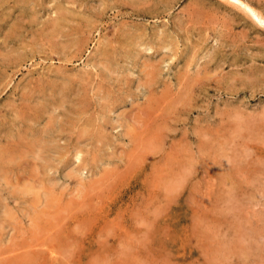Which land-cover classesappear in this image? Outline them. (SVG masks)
I'll return each mask as SVG.
<instances>
[{"label":"rangeland","instance_id":"374dc122","mask_svg":"<svg viewBox=\"0 0 264 264\" xmlns=\"http://www.w3.org/2000/svg\"><path fill=\"white\" fill-rule=\"evenodd\" d=\"M239 1L0 0V262L264 264V0Z\"/></svg>","mask_w":264,"mask_h":264},{"label":"bare ground","instance_id":"6f19581e","mask_svg":"<svg viewBox=\"0 0 264 264\" xmlns=\"http://www.w3.org/2000/svg\"><path fill=\"white\" fill-rule=\"evenodd\" d=\"M21 1H24V0H21ZM26 1H27V0H26ZM237 1L240 2V3H242V2L239 1V0H237ZM17 3H18V0H17ZM20 3H21V2H20ZM20 3H19V4H20ZM40 3H42V2H40ZM24 4H26V2H25ZM24 4H20L22 8L25 7ZM10 5H11V4H10ZM20 5H19V6H20ZM22 5H23V6H22ZM242 5H245V4H242ZM16 6H17V5H16ZM27 6L30 7L29 5H27ZM27 6H26V8H28ZM32 6H33V5H32ZM57 6H58V5H57ZM246 6H247V5H246ZM12 7H13V6H11V8H12ZM21 7H19V8H21ZM60 7H61V6H60ZM13 8H14V7H13ZM15 8H16V7H15ZM26 8H25V9H26ZM32 8H33V7H32ZM32 8H30V9L32 10ZM57 8H58V7H57ZM62 8H63V7H62ZM62 8H61V9H62ZM247 8L250 10V8H249L248 6H247ZM16 9L18 10V6H17ZM64 9H65V8H63L62 10H64ZM66 9H67V8H66ZM17 10H16V11H17ZM28 10H29V9H27V12L25 13V14H27V16L29 15V14H28V13H29ZM31 10H30V11H31ZM23 11H24V10H23ZM33 11H35V10L33 9L32 12H33ZM58 11H59V10H58ZM60 11H61V10H60ZM60 11H59V12H60ZM0 12H1V11H0ZM11 12H12V10H11ZM11 12H10V13H11ZM19 12H21V10L18 11V14H20ZM59 12H58V13H59ZM66 12H69V11L66 10ZM75 12H76V11H75ZM2 13H3V11H2ZM2 13H1V14H2ZM4 13H5V12H4ZM8 13H9V12H8ZM10 13H9V14H10ZM30 13H31V12H30ZM58 13H57L56 15H58L59 18H60L61 20L64 21V20L66 19V15H67V14L64 16V15L61 14V13H62V11H61L60 14H61L62 16H64V17H63L64 19H62ZM63 13L65 14L64 11H63ZM70 13H73V14H74V12H69V14H70ZM16 14H17V13H16ZM18 14H17V15H18ZM21 14H22V13H21ZM73 14H71V15H73ZM77 14H78V13H76V15H77ZM253 14H254V13H253ZM3 15H4V14H3ZM50 15H51V14H50ZM1 16H2V15H1ZM4 16H5V15H4ZM22 16H24V14H23ZM29 16H30V15H29ZM32 16H33V15H32ZM73 16H75V15H73ZM73 16H71L72 19H71V18H70V19L68 18V19H69L70 21H72V20H73ZM78 16H79V17H83V16H80V15H78ZM78 16H77V18H76L75 20H73L72 23H75V24H76V20L78 19ZM5 17H6V16H5ZM16 17H17V16H16ZM18 17H19V16H18ZM30 17H31V16H30ZM67 17H69V16H67ZM2 18H3V16H2ZM54 18L57 19L56 16H55ZM59 18H58L56 21H57L58 23H60V25H59L57 22H56V24H57L58 26H61V25H62L61 23H63V21H62V22H61V21L59 22ZM82 19H83V18H82ZM86 19H87V18H86ZM86 19L84 18V20H82V21H86ZM88 19H89V18H88ZM88 19H87V20H88ZM52 20H54V21L52 22L53 25H56V24H54V23H55V19H53V17H52ZM89 20H90V19H89ZM65 21H66V22H65ZM65 21H64V23L66 24V26H68L69 24H71V22L67 23V20H65ZM74 21H75V22H74ZM77 21L79 22V21H81V20H77ZM78 22H77V23H78ZM86 22H87V21H86ZM88 22L91 23V20L88 21ZM222 23L224 24L225 22L222 21ZM222 23H221V24H222ZM263 23H264V22H263ZM67 24H68V25H67ZM85 24H86V23H85ZM223 24H222V25H223ZM18 25H19V24H17V25L15 24L16 27H17ZM49 25H50V24H49ZM72 25H73V24H72ZM86 25H88V24H86ZM228 25H229V24H228ZM58 26H57V27H58ZM62 26H63V25H62ZM70 26H71V25H70ZM74 26H75V25H74ZM77 26H78V25H77ZM83 26H84V25H82V27H83ZM89 26H90V25H89ZM18 27H19V26H18ZM50 27H51V26H49V30H50L51 32H52L53 30L55 31V29H52V27H51V29H50ZM68 27H69V26H68ZM68 27H65V28H67V30H68ZM220 27H221V26H220ZM59 28H60V27H58V29H57V30H59V32H62V30L64 31L63 27H62V30H61V31H60ZM69 28L71 29V28H73V27H69ZM45 29H46V28H45ZM75 29H76V28H75ZM77 29H78V28H77ZM136 29H137V28H135V30H134V28H133L132 31L134 30L133 32L135 33ZM141 29H142V28H141ZM141 29H140V27H139V30H138L137 35L140 34V32H141V35H142V33H143L142 31H143V29H142V31H140ZM10 30L12 31L11 28H10ZM71 30H72V29H71ZM81 30H83V29L81 28ZM81 30H80V33L83 32V31L81 32ZM15 31H17V29H16ZM15 31H14V32H15ZM36 31H37V30H36ZM68 31H69V30H68ZM43 32H44V31H43ZM51 32H50V33H51ZM59 32L57 31V33H59ZM73 32H74V30H73ZM85 32H87L86 29H85ZM130 32H131V31H130ZM160 32H161V31H160ZM160 32H159V33H160ZM34 33H35V32H34ZM54 33H55V32H54ZM57 33H55V34H57ZM65 33H67V32L65 31ZM68 33H69V32H68ZM128 33H129V32H128ZM144 33H145V32H144ZM144 33H143V36H144ZM153 33H154V32H153ZM215 33H216V32H215ZM226 33H227V32H226ZM235 33H236V32H235ZM55 34H53V35H55ZM59 34H60V33H59ZM61 34H63V33H61ZM74 34H75V33H74ZM74 34H73V36H74ZM135 34H136V33H135ZM154 34H157V33L155 32ZM165 34H166V32H165ZM167 34H168V33H167ZM186 34H187V33H186ZM230 34H232V33L230 32ZM233 34H234V32H233ZM48 35H49V34H48ZM63 35H64V34H63ZM128 35H129V36H132L131 34H128ZM137 35L132 36V38L135 37V38H137L136 40H138V37H136ZM151 35H152V34H151ZM158 35H159V34H158ZM161 35H162V34H161ZM161 35H160V36H161ZM163 35H164V34H163ZM234 35H236V34H234ZM234 35H233V36H234ZM50 36H52V35H50ZM66 36H67V34H65V37H66ZM84 36H85V34H84ZM138 36H139V35H138ZM156 36H157V35H156ZM164 36H165V35H164ZM166 36H167V35H166ZM168 36H169V35H168ZM171 36H172V35H171ZM228 36H229V35H228ZM228 36H227V37H228ZM230 36H231V35H230ZM56 37H57V36H56ZM74 37H76V35H75ZM85 37H86V36H85ZM153 37L155 38V36H153ZM169 37H170V36H169ZM225 37H226V36H225ZM231 37H232V36H231ZM72 38H73V37H72ZM79 38H80V37H79ZM158 38H160V37H158ZM171 38H172V41H171V42H173V39H174V40L176 39L175 37H170V39H171ZM232 38H233V37H232ZM232 38H231V39H232ZM234 38H235V37H234ZM73 39H74V38H73ZM73 39H71V40H73ZM77 39H78V38H77ZM139 39H140L139 41H141V38H140V37H139ZM163 39H164V38H163ZM170 39H169V40H170ZM187 39H188V38H187ZM130 40H132V39L130 38ZM133 40L135 41L134 38H133ZM133 40H132V42H133ZM164 40H165V39H164ZM235 40H236V39H235ZM73 41H74V40H73ZM73 41H72V43H73ZM75 41H76V40H75ZM78 41H79V39H78ZM82 41H83V40H82ZM157 41L160 42V40H157ZM166 41H167V39H166ZM48 42H49V41H48ZM127 42H128V38H127ZM127 42H126V43H127ZM132 42H131V43H132ZM135 42H136V41H135ZM168 42H170V41H168ZM69 43H70V42H69ZM76 43H77V41H76ZM78 43H80V42H78ZM160 43L162 44L163 41L160 42ZM160 43H158V45H161ZM74 44H75V42H74ZM82 44H83V43H82ZM82 44H80V46H81ZM127 44H128V43H127ZM155 44L157 45V42H156ZM155 44H154V45H155ZM165 44H166V43H165ZM168 44H169V43H168ZM171 44H174V42L171 43ZM228 44H229V43H228ZM75 45H76V44H75ZM75 45H72V46H75ZM120 45H121V44H120ZM120 45H118V46H120ZM122 45H124V43H122ZM122 45H121V46H122ZM131 45H132V44H131ZM135 45L139 46L138 44H135ZM135 45H132V47L134 46V48H135V47H136ZM162 45H163V44H162ZM162 45H161V48H163ZM174 45L177 46V44H176V40H175V44H174ZM192 45H193V43H192ZM197 45H198V44H196V46H197ZM80 46H79V47H80ZM110 46H111V45H110ZM128 46H130V44H129ZM166 46L168 47L167 44H166ZM166 46H165V47H166ZM75 47H76V46H75ZM75 47H74V48H75ZM82 47H83V46H81V48H82ZM105 47H106V46H105ZM116 47H117V46H116ZM122 47H124V46H122ZM154 47H155V46H154ZM198 47H199V46H198ZM51 48H52V47H51ZM51 48H50V49H51ZM77 48H78V47H77ZM77 48H76V49H77ZM112 48H114V47H112ZM118 48H119V47H118ZM127 48H128V47H127ZM127 48H126V46H125L123 49H127ZM155 48H156V47H155ZM158 48H159V47H158ZM161 48H160V49H161ZM76 49H75V52H76ZM101 49H102V52H101V53H103V48H101ZM104 49H105V48H104ZM106 49H107V48H106ZM156 49H157V48H156ZM192 49H194V48H191V50H192ZM200 49H201V47H200ZM107 50H108V49H107ZM107 50H106V51H107ZM157 50H158V49H157ZM195 50H196V49H195ZM68 51H69V50H68ZM78 51H79V50H78ZM127 52H130V50H128ZM135 52H136V51H135ZM193 52H195V51L193 50ZM213 52H214V51H213ZM213 52H212V53H213ZM104 53H105V52H104ZM136 53H137V52H136ZM189 53H190V52H189ZM108 54H109V53H108ZM113 54H114V53H113ZM209 54H211V53H209ZM101 55H102V54H101ZM104 55H106V54H103V56H104ZM110 55H112V53H110ZM128 55H129V54H128ZM188 55H189V54H188ZM195 55H197V54H195ZM206 55H207V54H206ZM219 55H220V54H219ZM107 56H108V55H107ZM113 56H114V55H112V57H113ZM210 56H211V55H210ZM215 56H216V55H215ZM16 57H18V56H16ZM109 57H110V56H109ZM114 57H115V56H114ZM125 57H126V56H124L123 58H125ZM130 57H131V56L129 55V58H130ZM221 57H222V56H221ZM105 58H106V56H105ZM190 58H192V57L190 56V57H188L187 59H190ZM223 58H224V57H223ZM223 58H222V59H223ZM7 59H8V58H7ZM127 59H128V57H127ZM131 59H132V58H131ZM206 59L209 60L208 57H207ZM11 60H12V59H11ZM14 60H15V59H14ZM101 60H102V59H101ZM198 60H199V59H198ZM208 60H207V61H208ZM210 60H211V59H210ZM216 60H218V59H216ZM216 60H215V61H216ZM113 61H114V60H113ZM147 61H148L149 64H150V63L152 64V62H150V60H147ZM151 61H152V60H151ZM205 61H206V60H205ZM218 61H221V60H218ZM12 62H13V60H12ZM64 62H66V60H65ZM103 62H105V60H103ZM103 62H102V65H103ZM187 62H188V60H187ZM189 62H191V60H190ZM203 62H204V61H203ZM142 63H143V62H142ZM148 63H147V66L150 67ZM155 63H156V62L154 61V64H155ZM105 64H106V65H107V64L109 65L110 63L105 62ZM145 64H146V63H145ZM151 64H150V65H151ZM156 64H157V63H156ZM187 64H188V63H187ZM189 64H190V63H189ZM202 64H203V63H201V65H202ZM214 64H219V63H218V62H217V63L215 62ZM108 65H107V66H108ZM157 65H159V62H158ZM190 65H191V64H190ZM207 65H208V63H207ZM207 65H206V66H207ZM109 66H110V65H109ZM153 66H154V65H152V67H150V68H153ZM155 66H156V65H155ZM187 66H188V65H187ZM203 66H204V65H203ZM210 66H211V65H210ZM218 66H220V64H219ZM218 66H217V67H218ZM103 67H104V66H103ZM199 67H200V66H199ZM207 67H208V66H207ZM253 67H254V66H253ZM253 67H252V68H250V67L247 68L248 71H249V69H252V70H253ZM256 67H257V66H256ZM256 67H255V70H256ZM258 67H259V66H258ZM154 68H155V69L157 68L156 70L158 71V67H154ZM202 68H203V67H202ZM155 69H150V70L148 71V73L151 72L152 70L156 71ZM204 69H205V66H204ZM204 69L202 70L203 72L206 71V69H205V71H204ZM209 69H210V68H209ZM259 69L261 70V68H259ZM105 70H106V69H105ZM200 70H201V69H200ZM207 70H208V68H207ZM255 70H254V71H255ZM56 71H57V70H56ZM64 71H65V70H64ZM140 71H141V70H140ZM256 71H258V69H257ZM2 72H3V71H2ZM76 72H77V71H76ZM259 72H260V71H259ZM259 72H258V73H259ZM263 72H264V71H263ZM59 73H60V72H59ZM107 73H108V72H107ZM109 73H110V72H109ZM151 73H153V71H152ZM156 73H157V72H155L154 75H156ZM207 73H208V72H207ZM249 73H251V75L254 76V74H252V72H249ZM249 73H248V74H249ZM245 74H246V73H245ZM256 74H257V73H256ZM263 74H264V73H263ZM105 75H106V74H105ZM122 75H123V74H122ZM154 75L152 74L153 77H154ZM177 75H178V74H177ZM202 75H203V77L206 76L205 78H207V75H208V74L205 75V74L202 73ZM209 75H210V74H209ZM249 75H250V74H249ZM260 75H262L261 72H260ZM260 75L258 74L256 77L258 78ZM106 76H107V75H106ZM148 76H149V75H148ZM244 76H247V74L244 75ZM150 77H151V74H150ZM153 77H151V80H152ZM200 77H202V76H200ZM200 77H198V79H200ZM208 77H209V76H208ZM250 77H251V76H250ZM250 77H249V78H250ZM254 77H255V76H254ZM195 78H196V77H195ZM195 78H192V79L195 80ZM209 78H211V77H209ZM209 78H208V79H209ZM257 78H255L254 80H256ZM149 79H150V78H148V80H149ZM192 79H191V80H192ZM198 79H197V80H198ZM250 79H252V77H251ZM154 80H156V79H154ZM200 80H201V79H200ZM202 80H203V79H202ZM205 80H206V79H205ZM218 80H219V79H218ZM243 80H245V79H243ZM243 80H242V81H243ZM248 80H249V79H247V81H248ZM257 80H258V79H257ZM39 81H40V80H39ZM74 81L76 82V79H75ZM84 81H85V80H84ZM149 81H150V80H149ZM198 81H199V80H198ZM198 81H197V82H198ZM203 81H204V80H203ZM203 81H202V82H203ZM250 81H252V80H250ZM154 82H155V81H154ZM195 82H196V81H195ZM244 82H245V81H244ZM252 82H253V81H252ZM28 83H29V82H28ZM52 83H53L52 85H54V82H52ZM56 83H57V82H55V84H56ZM78 83H79V82H78ZM145 83H146V81H145ZM145 83H144V84H145ZM191 83H192V82H191ZM191 83H190V84H191ZM207 83H208V82H207ZM245 83H247V82H245ZM248 83H250V82H248ZM255 83H257V82H255ZM255 83H254V84H255ZM63 84H64V82H63ZM63 84L61 83V85H63ZM144 84H143V85H144ZM147 84H148V83H147ZM147 84H146V85H147ZM224 84H225V83H224ZM257 84H258V83H257ZM67 85H68V84H67ZM79 85H80V83H79ZM187 85H188V84H186V88H187ZM229 85H230V84H229ZM58 86H60V85H58ZM68 86L71 87L70 85H68ZM190 86H191V85H190ZM230 86H231V85H230ZM52 87L55 88V86H51V89H52ZM56 87H57V86H56ZM64 87H66V86H64ZM64 87H63V88H62V87H59V88H61L62 91H64V90H63V89H65ZM54 88H53V89H54ZM233 88H234V87H233ZM233 88H231V89H233ZM56 89H58V87H57ZM68 89H69V88H68ZM58 90H59V89H58ZM58 90H57V92H59ZM65 90H66V89H65ZM160 90H161V89H160ZM187 90H188V89H187ZM39 91H41V90H39ZM51 91H52V90H51ZM53 91H54V90H53ZM67 91H68V90H67ZM42 92H43V90H42ZM48 92H49V91H48ZM64 92H66V91H64ZM51 93H52V92H51ZM54 93H55V92H54ZM43 94H44V93H43ZM46 94H47V93H46ZM81 94H82V93H81ZM81 94H80V95H81ZM176 94H177V93H176ZM47 95H48V94H47ZM47 95H45V96H47ZM59 95H60V94H59ZM82 95H83V94H82ZM24 96H25V95H24ZM56 96H58V95H56ZM56 96H55V98H56ZM61 96H62V94H61ZM147 96H148V95H147ZM162 96H163V95H162ZM178 96H179V95H178ZM47 97H48V96H47ZM49 97L51 98V94L49 95ZM49 97H48V98H49ZM145 97H146V96H145ZM52 98H53V96H52ZM161 99H162V98H161ZM44 100H47L46 97H44ZM53 100H54V99H53ZM186 100H187V99H186ZM49 101H50V100H48V102H49ZM42 103L45 105L44 102H42ZM42 103H41V105H42ZM61 103H62V102H61ZM67 103H68V102H67ZM186 103H187V102H186ZM46 105H47V104H46ZM174 105H175V104H174ZM190 105H191V104H190ZM243 105H244V104H243ZM42 106H43V105H42ZM48 106H49V105H48ZM80 106H81V105H80ZM82 106H83V105H82ZM82 106H81V108L83 109ZM87 106H88V105H87ZM109 106H110V105H109ZM154 106H155V105H154ZM157 106H158V104H157ZM169 106H170V105H169ZM191 106H192V105H191ZM46 107H47V106H46ZM170 107H171V106H170ZM174 107H175V106H174ZM180 107H181V106H180ZM28 108H29V107H28ZM146 108H147V107H146ZM228 108H229V107H228ZM242 108H243V107H242ZM42 109L45 110L43 107H42ZM82 109H80V107H79V110H82ZM159 109H160V108H159ZM150 110H151V109H150ZM164 111H165V110H164ZM165 112H166V111H165ZM232 112H233V111H232ZM245 114H246V113H245ZM97 115H98V114H97ZM236 115H237V114H236ZM243 115H244V114H243ZM89 116H90V115H89ZM238 116H239V115H238ZM78 117H81V116H78ZM233 117H234V116H233ZM233 117H232V118H233ZM81 118H83V117H81ZM78 119H79V118H78ZM78 119H77V121H78ZM61 120H62V119H61ZM79 120H81V119H79ZM93 120H94V119H93ZM217 120H219V119H217ZM230 120H231V119H230ZM235 120H236V119H235ZM73 121H74V120H73ZM142 121H143V120H142ZM232 121H233V120H232ZM63 122H64V121H63ZM74 122H75V121H74ZM79 122H80V121H79ZM84 122H86V121H84ZM95 122H96V121H95ZM24 123H25V122H24ZM65 123H66V122H65ZM85 124H86V123H85ZM96 124H98V123H96ZM72 125H73V123L71 124V126H72ZM159 125H160V124H159ZM243 125H244V124H243ZM39 126H41V125H39ZM94 126H95V125H94ZM96 126H98V125H96ZM46 127H47V126H46ZM63 127H65V126H63ZM75 127H76V126H75ZM77 127H78V128H77ZM77 127H76V128H77V130H78L80 126H77ZM127 127H128V125H127ZM231 127H232V126H231ZM237 127H238V126H237ZM247 127H248V126H247ZM247 127H245V128H247ZM90 128H91V127H90ZM95 128H96V127H95ZM95 128H94V129H95ZM98 128H102V127L99 126ZM98 128H97V129H98ZM133 128H134V127H133ZM136 128H137V127H136ZM61 129H62V127H61ZM83 129H84V127H83L82 129L78 130V131L83 132V131H81V130H83ZM134 129H135V128H134ZM139 129H140V128H139ZM160 129H161V128H160ZM162 129H163V128H162ZM218 129H219V128H218ZM234 129H236V128H234ZM237 129H238V128H237ZM62 130H63V129H62ZM69 130H70V129H69ZM126 130H127V128H126ZM130 130H131V129H130ZM132 130H133V129H132ZM50 131H51V130H50ZM84 131H86V130L84 129ZM97 131H98V130H97ZM156 131H157V129H156ZM60 132H61V131H60ZM64 132H65V131H64ZM241 132H242V131H241ZM244 132H245V131H244ZM62 133H63V132H62ZM78 133H79V132H78ZM83 133H84V132H83ZM90 133H91V131H90ZM234 133H235V132H234ZM13 134H14V133H13ZM59 134H60V133H59ZM80 134H81V133H80ZM81 135H82V134H81ZM95 135H96V134H95ZM208 135H209V134H208ZM33 136H34V135H33ZM93 136H94V135H93ZM30 137H31V136H30ZM41 137H42V136H41ZM104 138H105V137H104ZM43 139H45V138H43ZM43 139L40 138V140H43ZM30 141H31V140H30ZM43 141H44V140H43ZM255 141H256V140H255ZM36 142H37V141H36ZM41 142H42V141H41ZM45 142H46V141H45ZM49 142H50V141H49ZM21 143H22V142H21ZM34 144H36V143H34ZM43 144H44V143H43ZM46 144H48V143H46ZM49 144H51V143H49ZM207 144H208V143H207ZM4 145H5V144H4ZM37 145L40 146V145H42V144H40V145L37 144ZM48 146H49V145H48ZM51 146H53V145H51ZM51 146H49V147H51ZM58 146H59V145H58ZM262 146H263V143H262ZM5 147H6V146H5ZM32 147H33V146H32ZM46 147H47V146H46ZM55 147H56V146H55ZM61 147H62V146H61ZM33 148H34V147H33ZM38 148H39V147H38ZM41 149H42V147H41ZM48 149H49V148H48ZM55 149H57V147H56ZM62 149H63V148H62ZM45 150H46V149H45ZM60 150H61V148L59 149V147H58V151H60ZM78 150H79V149H78ZM56 151H57V150H56ZM36 152H37V151H36ZM64 153H65V152H64ZM64 153L62 152V154H64ZM244 153H245V152H244ZM0 155H1V154H0ZM60 156H61V155H60ZM227 157H228V156H227ZM0 158H1V156H0ZM229 158H230V157H229ZM60 159H61V158H60ZM2 160H3V159H2ZM46 160H47V158H46ZM237 160H238V159H237ZM17 161H18V160H17ZM48 161H49V159H48ZM226 161H227V160H226ZM0 162H2V161H0ZM34 163H35V162H34ZM3 165H4V164H3ZM36 165H37V164H36ZM0 166H1V165H0ZM248 169H249V168H248ZM226 170H227V169H226ZM71 173H72V172H71ZM71 173H70V174H71ZM70 174H69V175H70ZM69 175H67V176L69 177ZM73 175H74V174H73ZM70 176H71V175H70ZM252 176H253V175H252ZM72 177H74V176H72ZM226 179H227V178H226ZM176 181H177V180H176ZM48 182H49V181H48ZM232 183H233V182H232ZM10 187H11V186H10ZM163 189H164V188H163ZM14 190H15V189H14ZM49 200H50V199H49ZM153 217H154V216H153ZM244 229H245V228H244ZM75 231H76V230H75ZM242 231H243V230H242ZM246 233H247V231H246ZM59 238H60V237H59ZM61 239H62V238H61ZM238 240H239V239H238ZM228 243H229V242H228ZM34 246H35V245H34ZM37 246H38V244H37ZM76 246H77V245H76ZM144 246H145V245H144ZM255 247H256V246H255ZM60 249H62V248H60ZM49 251H50V250H49ZM51 251H52V250H51ZM256 251H257V250H256ZM52 252H53V251H52ZM52 252H51V253H52ZM30 253H31V252H30ZM64 254H65V253H64ZM28 255H29V254H28ZM30 255H31V258H33V259H32L33 261H34V259L37 260L36 258H37V256H39V255H36V257H35L34 254H33V252H32ZM32 255H33V257H32ZM67 255H68V254H67ZM26 256H27V255H26ZM27 258H30V257H27ZM23 259H24V258H23ZM38 259H39V258H38ZM50 259H51V258H50ZM2 260H3V259H2ZM29 260H31V259H29ZM62 260H63V259H62ZM9 261H10V260H9ZM41 261H42V259H41ZM2 262H3L4 264L7 263V261H5V262H4V261H1L0 264H2ZM11 262H12V261H11ZM13 262H14V261H13ZM18 262H19V261H18ZM20 262H21V261H20ZM35 262H37V263L40 262V259H39V261L37 260V261H35ZM42 263H43V262H42ZM7 264H8V263H7ZM40 264H41V262H40Z\"/></svg>","mask_w":264,"mask_h":264}]
</instances>
